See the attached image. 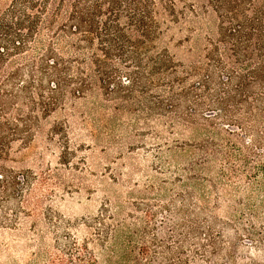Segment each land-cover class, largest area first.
Segmentation results:
<instances>
[{"label":"trees","instance_id":"obj_1","mask_svg":"<svg viewBox=\"0 0 264 264\" xmlns=\"http://www.w3.org/2000/svg\"><path fill=\"white\" fill-rule=\"evenodd\" d=\"M177 31L187 33L174 46L188 43V63L173 51L169 36ZM75 115L85 126L89 115L100 129L131 128L136 136L141 121L149 133L154 125L192 129L209 139L177 147L199 149L198 167L219 154L223 176L237 174L236 166L227 170L237 160L257 183L264 145L261 138L247 145L254 141L251 121L264 117V0H0V227L38 222L59 176L7 168L13 150L31 149L39 136L57 144L59 136L67 166ZM13 200L17 206L9 210ZM155 216L147 213L146 231ZM234 217L225 225L237 242L214 228L202 240L207 222L191 220L181 231L165 227V264H221L213 257L222 253L226 264H264L263 214L251 208ZM99 221L105 241L111 227ZM241 232L248 240L243 246ZM150 255L142 246L135 263L152 264L145 262ZM96 263L88 245L76 240L46 262Z\"/></svg>","mask_w":264,"mask_h":264},{"label":"rangeland","instance_id":"obj_2","mask_svg":"<svg viewBox=\"0 0 264 264\" xmlns=\"http://www.w3.org/2000/svg\"><path fill=\"white\" fill-rule=\"evenodd\" d=\"M186 34L172 32L169 38L172 36L173 51L178 59L188 63L191 60L185 52L188 43L181 49L174 46ZM93 119L85 116V126L78 116L70 118L74 129L68 132L70 160L67 166L62 164L64 149L59 136L57 144L39 136L31 149L23 153L13 150L7 168L17 172L29 169L36 175L53 171L59 176L54 193L43 202V214L38 222H20L17 230L0 227V264H46L50 252L64 248L72 240L87 244L97 259L96 264H136L135 256L142 246L151 250L146 263L165 264V227L181 231L184 228L181 225L191 220L207 222L202 236L209 228H214L230 241L237 242L236 235L225 224L234 223V216L247 213L251 208L264 217V176L257 183L253 182L237 160L227 165V170L236 166L237 174L223 176L219 154L207 157L205 166L200 168L196 165L202 154L199 149L177 147L187 142L200 144L210 136L194 134L192 129L182 127L171 131L160 125H154L149 133L150 126L144 121L137 126L140 135L136 136L131 128L105 131L94 124ZM129 119L124 118L129 122L135 120ZM250 125L253 132L248 136L254 141L247 146L255 147L260 138L259 143L264 145V133L261 134L264 117L254 118ZM235 137L233 140H237ZM242 140L240 145L244 147L245 137L242 136ZM215 141L219 146H226L221 137ZM7 206L12 210L17 203L13 200ZM105 209L108 210L106 216ZM151 210L156 216L150 231H146V216ZM101 217L111 227L105 241L98 235ZM240 234L243 246L248 240L243 232ZM131 249L134 258L126 255ZM188 255L193 256L189 252ZM221 255L213 260L226 264Z\"/></svg>","mask_w":264,"mask_h":264}]
</instances>
